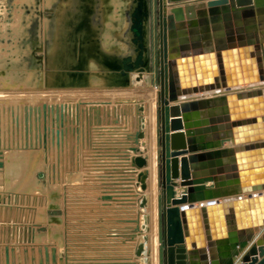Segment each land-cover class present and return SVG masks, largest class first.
I'll use <instances>...</instances> for the list:
<instances>
[{
    "label": "rangeland",
    "instance_id": "obj_1",
    "mask_svg": "<svg viewBox=\"0 0 264 264\" xmlns=\"http://www.w3.org/2000/svg\"><path fill=\"white\" fill-rule=\"evenodd\" d=\"M100 1L103 48L131 57L127 0ZM70 3L0 0V264H163L158 0H150L151 75L133 69L123 83L121 71L93 66L82 86L51 85L59 71L50 47ZM76 99L84 107H64ZM153 106L155 218L151 204L141 207L149 180L143 192L133 165L135 149L145 157L153 143Z\"/></svg>",
    "mask_w": 264,
    "mask_h": 264
},
{
    "label": "water",
    "instance_id": "obj_2",
    "mask_svg": "<svg viewBox=\"0 0 264 264\" xmlns=\"http://www.w3.org/2000/svg\"><path fill=\"white\" fill-rule=\"evenodd\" d=\"M69 1L71 11L49 64L59 71L57 80L82 86L90 74L83 24L91 21V12L84 7L85 0ZM100 2L95 0L92 13L101 14L94 22L98 26L103 20ZM132 5L125 33L131 57L123 59L120 51L108 53L102 37L99 41L98 52L105 60L102 69L121 71L123 83L133 69L151 75L150 0H133ZM158 7L163 264H264V233L249 245L264 230V34L261 39L251 35L250 48L242 35L230 49H215L211 29L234 16L237 23L251 19L250 30L256 32L255 18L264 13V0H158ZM72 18L76 23L70 25ZM187 24L193 35L201 26L202 37H193V45L198 43L193 52L186 46L180 54L179 41H187L178 38ZM242 33L239 28L238 34ZM60 53L65 66L54 64ZM228 69L234 71L229 77ZM135 155L133 165L142 171L140 186L147 192L149 162L140 149ZM210 183L214 187L207 189ZM180 188L185 193L177 197ZM148 203L143 196L141 207L147 209Z\"/></svg>",
    "mask_w": 264,
    "mask_h": 264
},
{
    "label": "bare ground",
    "instance_id": "obj_3",
    "mask_svg": "<svg viewBox=\"0 0 264 264\" xmlns=\"http://www.w3.org/2000/svg\"><path fill=\"white\" fill-rule=\"evenodd\" d=\"M132 2L133 0H127L125 1V16L129 17V14L132 12V9H133V5H132ZM78 3V2H77ZM84 7L85 8H89V12L90 13V20L87 21L86 24H83V28H84V31L87 35V40H86V43H87V48H88V67H97V65L100 63V66L99 68L102 69V66L105 62L103 55H100V53L98 52V50H101L99 45L101 46V43L99 42L101 40V37L103 36L104 34V29H103V20L100 19V25H96L94 22H95V19H96V16L98 15L99 17L101 16V14H92L94 12V8H95V0H85V4H84ZM125 21H127V18H125ZM28 22V21H27ZM76 23V20H74V18H72L70 20V25H73ZM91 23V24H90ZM147 23V22H146ZM88 24V25H87ZM90 24V25H89ZM89 29V30H88ZM69 33H72L73 31H71L70 29V26H69V29H68ZM113 35V34H112ZM124 36V35H123ZM126 37V36H125ZM124 37V38H125ZM122 39L123 37H119V36H116V40L118 41V43L121 41L122 42ZM23 40V39H22ZM115 41V40H114ZM48 42V41H47ZM113 42V41H112ZM104 43V41L102 42ZM48 44V43H47ZM116 44V43H115ZM34 46V45H33ZM54 46V45H53ZM53 46L50 47V52L51 53H55L53 51ZM103 47V46H102ZM33 52V51H32ZM31 52V53H32ZM102 54V52H101ZM118 54V53H117ZM31 55V54H30ZM64 54L63 53H60L59 55L57 54L56 56L58 57L56 60L55 59V62L54 64L57 66H65L66 62L65 61H61V57L63 56ZM55 56V55H54ZM31 58V57H30ZM94 58L98 59V61H96ZM27 59V58H26ZM148 59V46H147V43H146V54H145V60ZM21 60V59H20ZM33 60V59H32ZM95 60V61H94ZM104 60V61H103ZM51 62V61H50ZM49 62V63H50ZM99 62V63H98ZM35 63V62H34ZM98 63V64H97ZM55 66V67H56ZM30 67V66H29ZM69 81H67V79H62V80H55V81H48L49 84L53 85V84H64L65 83H68ZM261 89L264 90V87H261ZM58 91H53V94L54 93H57ZM79 100H75V102H72V103H67L64 107L72 110V109H76V108H79V107H84V103L85 102H78ZM83 103L82 105H78V104H81ZM150 120V123H151V129H152V140H153V143L151 144L150 148L148 149V153L145 155V157L148 159V162H149V165H148V168H147V171L149 172V190L147 192V196H150L151 198L149 199V204H151V213L153 212V216L155 218V208H156V193H157V184H156V177H155V133H154V128H155V114H154V106L151 107V112H150V115H149V118ZM79 125V124H78ZM75 128L77 126V124H74ZM24 151V150H23ZM89 174V173H88ZM12 175V174H11ZM153 230V229H152ZM153 235L154 233V230L151 231ZM1 238V237H0ZM153 241V237L151 238ZM2 240V239H1ZM151 261H153V252L151 250V253H150V258ZM152 264V262H151Z\"/></svg>",
    "mask_w": 264,
    "mask_h": 264
},
{
    "label": "crops",
    "instance_id": "obj_4",
    "mask_svg": "<svg viewBox=\"0 0 264 264\" xmlns=\"http://www.w3.org/2000/svg\"><path fill=\"white\" fill-rule=\"evenodd\" d=\"M197 14V22L200 21V18H199V12H196ZM252 20L245 17L242 19V23H237V20L236 18L233 16L229 19L228 23H225V21L221 22V23H217V25H213L211 26V29H212V36H213V47L216 49L217 46L219 47H227L230 49V47L233 46V44H237L238 42V38L239 36H242L244 37V40H245V43L247 45V48H250L249 47V40L251 37V35H257V38L261 39V36L262 34H264V13H258L256 18H255V24L257 26V30L256 32L255 31H251L250 28L253 27L252 25ZM200 24V23H199ZM241 28L242 30V34H238V29ZM215 29V31H214ZM197 31L199 34H196V35H193L191 32H190V28H189V25L187 24L186 28L183 30V35L182 36H179L178 40H186V44L183 43L182 41H179L178 43V48H179V53L180 54H184V51H183V48L188 46L191 48V52H193V48L194 47H197V44L196 46L193 45V37L195 38H201L202 37V28L201 26H198L197 27ZM200 44L203 45V42L201 43L200 41ZM244 58H248V56L246 55V53H244ZM218 61V60H217ZM217 71L219 72V70L217 69ZM227 74H228V77H229V74L234 72L233 70H226ZM201 95V94H199ZM226 146H230L229 144H227ZM156 155V154H155ZM182 159V158H180ZM86 165V164H84ZM157 166H156V160H155V171L157 170L156 169ZM156 180H157V171H156ZM181 181H179L178 183H180ZM207 189H212L214 187L213 184H207L206 185ZM183 193H185V189H182L180 188L179 190H177V197H180ZM264 233V230L261 229V232L259 233H256L254 238H253V243H250V247L255 244L263 235ZM248 249L245 250L244 252H242L240 254V256L238 257V259L236 260V263H239L241 261V258L244 257V255H246Z\"/></svg>",
    "mask_w": 264,
    "mask_h": 264
}]
</instances>
